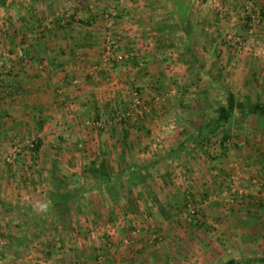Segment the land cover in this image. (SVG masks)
Segmentation results:
<instances>
[{"label":"crops","instance_id":"crops-1","mask_svg":"<svg viewBox=\"0 0 264 264\" xmlns=\"http://www.w3.org/2000/svg\"><path fill=\"white\" fill-rule=\"evenodd\" d=\"M73 1L0 0V159L20 136L56 147L61 138L50 131L65 130L63 144L99 147L84 156L87 167L106 160L117 175L114 191L80 189L106 201L97 207L116 217L112 238L93 247L84 240L54 264H264V187L252 182H264V58L247 56L232 71L220 57L235 44L227 36L248 35L250 19L264 18V0H78L72 8ZM253 32L264 47V24ZM180 49L209 56L182 55L169 67L173 60L157 54ZM130 85L142 92L139 119ZM118 110L128 115L127 137L122 120L112 119ZM154 132L180 147V160L145 151ZM217 134L236 141L211 164L198 146ZM234 170L243 172L245 196L224 216ZM85 173L95 183L104 178ZM131 226L140 231L134 241ZM62 242L76 243L67 234ZM5 254L0 264L25 262Z\"/></svg>","mask_w":264,"mask_h":264},{"label":"rangeland","instance_id":"rangeland-1","mask_svg":"<svg viewBox=\"0 0 264 264\" xmlns=\"http://www.w3.org/2000/svg\"><path fill=\"white\" fill-rule=\"evenodd\" d=\"M78 3H80L78 0H74L73 3H71V7L77 8ZM261 20L262 23L260 25L264 24V18H261ZM230 37L231 39H228L227 36V42H234L235 44L229 47L227 46L228 48L226 50L220 52V57H222L224 52L225 55L223 59H225V61L228 60L230 70H238L241 66V60L243 58L245 59L247 56L255 59L259 57L264 58V47L259 40L256 39L255 35L251 38L250 34L234 33L230 35ZM110 39L111 47L109 53L113 50V41L112 38ZM173 41H175V39ZM180 44H183V42H181V36ZM190 53L192 56L194 55V57L196 53L197 60L200 58L206 59L209 56L206 51H199L198 49L191 52H185L182 51V49L176 51L172 50L169 54L168 51H162L157 54L160 59L162 57V60L166 62L168 59H181L182 55L189 58ZM213 55L214 57L217 56L216 53H213ZM177 60H173L168 66L170 67ZM136 86L137 85H130V88L132 87L131 91L135 96L137 110H139L136 118L139 119L144 112V102L142 99V92ZM259 88L260 86H257V89ZM261 90L264 89L261 88ZM163 98L164 96L159 97V103L163 102ZM261 100L264 101L263 98ZM117 112H119V114L114 115L112 119L124 121L123 119H125V117L128 118V115L126 116L125 113H121L119 110ZM123 115H125V117ZM178 123H180V120ZM96 127H98V125H96ZM91 130L92 134L90 136L96 134L95 129L92 128ZM64 133L65 130L56 132L50 131L51 136L56 135L61 138L60 143L56 147H44V144H42V147L38 151L36 146L40 142L39 137L36 135L32 136L31 134L20 136L19 139L10 143L4 157L0 159V176L2 177L0 178V181H2L0 187L4 186V191L0 189V234L8 235V238H6L7 240H3L4 238L0 237V255L2 253H7L5 254L7 256H10L12 253L15 254V249L12 247L15 246V238H22L23 242L20 243L19 253L22 255L25 262L21 264H54V262H61L63 256L68 254L65 249L71 250L74 248V245L77 247H84V245L86 246L87 244V246L93 247V241L96 240V238H112L113 236L111 232L115 227L113 228L112 224L116 217L110 215L111 212H104L97 207V203H106V201L93 194L80 195L78 197L77 193L80 189L83 191V189L91 190V188H96V183L85 173L87 172V165L84 156L86 157L91 151L93 152L95 149H99V147H89V152H87L84 146L79 144H75L71 148L68 144H63L65 142L63 137ZM102 133L106 135L104 130ZM233 136L234 135H232L228 141H225L224 136L222 137L221 134H217L211 139L206 137L208 140L205 139L206 141L198 147L202 148L205 152V159L210 160L211 164H214V162L228 157L231 146L234 145L236 141V137L234 136L233 138ZM163 138L164 139H161L160 134L156 132L152 133L148 139L150 143L145 146V151H149L153 157L163 152L161 156L165 155L169 158L174 156V158L180 160V147L178 148L176 146L177 150L174 151L173 146L170 145L171 142L168 141V137L166 138V135H164ZM225 142H228L227 147H224ZM85 151L86 154L84 153ZM234 175L238 176L236 184L231 183V177ZM57 176L58 179L62 180L60 183L61 188H59L60 191L66 190V192H64L65 198H67L66 196L68 195L74 197L72 200L70 199L69 201L63 202L67 204L69 207L68 209H70V213L64 219L59 218L55 212H52L54 210L53 204L56 201H60V196L57 195V187L55 186ZM243 177L242 171L240 173L235 170L231 171L230 175H228L229 185L227 191L230 201L228 203L225 202L227 204L225 210L230 209L229 204L231 205L233 202L245 196V193L242 192ZM184 182L188 183L189 181L186 179ZM252 182L260 189L264 187V182L261 180L253 179ZM189 185L190 184H188V186ZM234 187H236L235 190H237V192L232 202V195L230 193ZM83 202H89V205ZM82 205L87 206V209L82 208ZM105 214L107 221L111 224L110 226H106L109 223L103 224L100 222V218L104 219ZM223 215L226 216L225 214ZM229 215L230 213L227 216ZM188 219H190L189 216ZM53 221L57 225L56 229L53 228ZM74 224H76L75 228H77V233H72V229H68ZM73 227L74 226H72V228ZM130 228L132 229V238L129 239L134 241L140 236V231L137 226H131ZM65 234L72 236L76 243L71 242L63 244L62 240ZM154 235L159 237L157 232H155ZM84 240L88 241L87 244L84 243ZM131 240H129V242H131ZM158 242L160 243L162 241L158 240ZM78 243H81V245ZM106 245L109 250H112L114 247L112 241L109 243L107 242ZM53 249L54 254L52 253ZM15 261V259H12L10 263H14Z\"/></svg>","mask_w":264,"mask_h":264},{"label":"trees","instance_id":"trees-1","mask_svg":"<svg viewBox=\"0 0 264 264\" xmlns=\"http://www.w3.org/2000/svg\"><path fill=\"white\" fill-rule=\"evenodd\" d=\"M122 123L125 125V128H126V137H127V132H129L131 126L129 125L130 123H128L127 120L125 121H122ZM205 139H202V141H204ZM224 140L225 141H228L229 140V137L227 136H224ZM41 148V144H37L36 146V149L37 151ZM140 170V168H132V172L133 173H137L138 171ZM86 171L90 174H92L94 176V178H101V177H104V178H101L100 180H102L101 182H97L96 185L97 187H101V186H104V187H107V188H110V190L114 191L113 187L115 186V182L117 181V175L115 176H112V168L109 166L108 162L106 160H102L101 163L98 164L97 160H94L91 162V165L90 167H87L86 168ZM131 173V170H129ZM57 181L55 182V186L57 187L56 189V193H58L57 195L60 196V201H56L54 204H53V208L54 210L52 211L53 213L55 212V214H57L59 216V218L61 219H64L65 217H67V215L70 213V209H68V205L67 204H64L63 202L65 201H69L70 199H74L73 196H66L67 198H65L64 196V192H66V190H63V191H60L59 188H61V185L60 183L62 182V180L58 179V176H57ZM97 180V179H96ZM127 183H130V179H127L126 180ZM79 190V189H78ZM77 190V191H78ZM78 193V197L80 196V191L77 192ZM128 195H126L127 197ZM54 225H53V228L56 229L57 228V225L55 224V222L53 221ZM65 225V224H64ZM72 226H74L72 228ZM70 226V228L68 229H72V233H77V228H75L76 226L75 225H72ZM0 237L4 238L5 235L3 234H0ZM19 240V239H17ZM16 241V240H15ZM22 242V240L20 242H15V246H12L14 249H15V252L19 253L20 251V243Z\"/></svg>","mask_w":264,"mask_h":264},{"label":"built area","instance_id":"built-area-1","mask_svg":"<svg viewBox=\"0 0 264 264\" xmlns=\"http://www.w3.org/2000/svg\"><path fill=\"white\" fill-rule=\"evenodd\" d=\"M251 5H252V2H251V1H248V2H247V7H246V9H248V7L251 6ZM246 11H247V10H246ZM261 18H262V17H260V18L252 17V18H251V20H250L251 22H250V24H249V25H250V30H249V31H250L249 33H250V34H253V33H254L253 31H254L255 27L258 26V25H260V24L262 23ZM239 40H240V39H239ZM240 42H241V40H240ZM110 44H111V42H110ZM240 44H243V43H240ZM17 56H18L19 59H23V58L25 57V54H24L22 51H20V52L17 53ZM14 58H15L14 55H12V54H9V55H8V59H9V60H10V59H14ZM0 66H4L3 63L0 62ZM227 143H228V142H225V143H224V147H227ZM231 180H232V181H231L232 184H236V183H237V180H238V176H237V175L232 176V177H231ZM235 188H236V187H234V188L231 190V193H230V194L232 195V196H231V198H232V202H233V199H234V197H235L234 195H235V193L237 192V190H235ZM229 213H230V210H229V209H226L225 212H224V214H225L226 216H227ZM192 214H195V213L193 212Z\"/></svg>","mask_w":264,"mask_h":264}]
</instances>
